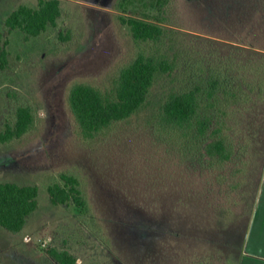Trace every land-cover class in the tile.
Returning a JSON list of instances; mask_svg holds the SVG:
<instances>
[{"label":"rangeland","instance_id":"rangeland-1","mask_svg":"<svg viewBox=\"0 0 264 264\" xmlns=\"http://www.w3.org/2000/svg\"><path fill=\"white\" fill-rule=\"evenodd\" d=\"M60 1L58 26L25 41L6 31L5 20L39 0H0V45L9 43L0 129L14 124L22 105L35 115L30 133L0 145V183L39 189L24 229L0 228V264H57L49 249L69 252L76 264H238L264 174V54L251 50L264 51L262 1L171 0L165 10L147 7L150 0L127 10L120 0ZM144 14L171 34L161 50L187 55L175 74L157 79L138 114L85 139L70 92L83 83L112 93L119 71L140 51H157L136 43L120 20ZM211 39L250 48L242 59L245 95L208 110L214 121L207 136L220 130L231 150L223 163L207 157L196 136L158 124L170 93L192 81L193 63L219 48ZM63 173L79 179L85 208L51 203L48 188L63 184Z\"/></svg>","mask_w":264,"mask_h":264},{"label":"trees","instance_id":"trees-1","mask_svg":"<svg viewBox=\"0 0 264 264\" xmlns=\"http://www.w3.org/2000/svg\"><path fill=\"white\" fill-rule=\"evenodd\" d=\"M135 1L120 0L119 7L127 10V6ZM150 2V5L146 4L147 7L165 10L171 0ZM62 13L60 0H39L36 7L22 4L8 15L5 29L8 33L21 32L25 41H29L41 36L49 27L56 28ZM120 20L123 25L130 27L136 43L148 44L157 51L150 54L140 51L133 61L119 71L112 93H103L83 83L72 88L70 108L85 139H94L114 124L127 121L138 114L146 105L157 79L175 74L182 64L180 58L187 55V52L181 51L171 57L167 50L164 52L160 49V45L166 46L171 34L153 16L132 15L121 17ZM211 41L219 48L211 51L212 45L208 44V59L202 57L193 63L191 68L195 70L191 76L192 81L182 90L170 93L159 111L158 124L162 128L179 131L185 137L196 136L205 147V155L223 163L231 160V150L227 140L220 135V130L207 136L214 121L213 114L208 110L221 103H238L245 95L243 88L246 80L243 74L249 68L242 63V59L250 50L229 41ZM8 44L6 41L3 47L0 45L1 70H5L9 64V52L6 49ZM251 58H247L246 62H251ZM34 126L33 108L29 105L18 107L14 124L0 129V145L21 139ZM60 178L63 184L57 183L48 188L51 203L58 206L73 202L77 207L85 208L86 200L79 179L72 173H63ZM38 197L39 189L36 186L0 183V228L12 234L20 233L28 218L38 209ZM48 254L57 264H76L75 257L67 251L49 249Z\"/></svg>","mask_w":264,"mask_h":264},{"label":"crops","instance_id":"crops-1","mask_svg":"<svg viewBox=\"0 0 264 264\" xmlns=\"http://www.w3.org/2000/svg\"><path fill=\"white\" fill-rule=\"evenodd\" d=\"M264 7V0H261ZM250 50L249 47L244 46ZM251 50L264 54L263 50ZM238 264H264V174Z\"/></svg>","mask_w":264,"mask_h":264}]
</instances>
